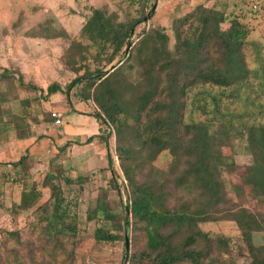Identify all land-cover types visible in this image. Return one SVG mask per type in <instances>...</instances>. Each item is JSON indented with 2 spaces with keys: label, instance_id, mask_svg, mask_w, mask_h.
<instances>
[{
  "label": "trees",
  "instance_id": "1",
  "mask_svg": "<svg viewBox=\"0 0 264 264\" xmlns=\"http://www.w3.org/2000/svg\"><path fill=\"white\" fill-rule=\"evenodd\" d=\"M89 9L67 50L78 52L79 61H86L83 54H87L94 68L84 64L72 69L82 73L64 90L50 84L44 98L60 94L67 101L70 89L80 84L81 91L73 95L97 109L93 115L97 137L106 147L110 171L107 137L113 135L114 153L128 187L127 202L122 215V208L97 202L88 217L100 222L93 231L95 241L111 244L120 239L126 254L130 217L131 229L142 230L145 243L141 251L127 255V264H217L218 258L211 254L214 241L198 226L228 220L240 232L248 264H264V247H254L250 238L263 229V220L230 202L227 206L221 179L234 165L222 149L233 150L232 141L244 137L250 164L239 176L241 185L264 205V60L256 45L247 42L246 27L231 19L222 29L227 21L222 12L196 6L172 21V47L157 31L146 33L132 46L129 39L137 21L123 25L98 8ZM248 46L256 62L251 70L244 53ZM106 66L114 68L100 74ZM241 99V112L227 109L226 103ZM194 114L203 120H194ZM160 154L169 156L165 170L151 166ZM45 178L56 180L54 174ZM175 190L184 199L170 207L167 198ZM230 191L238 195L240 187L232 185ZM35 197L33 191L22 192L18 207H31ZM37 208L45 232L56 237L74 234L68 202L57 184ZM202 243L208 245L202 248Z\"/></svg>",
  "mask_w": 264,
  "mask_h": 264
},
{
  "label": "rangeland",
  "instance_id": "2",
  "mask_svg": "<svg viewBox=\"0 0 264 264\" xmlns=\"http://www.w3.org/2000/svg\"><path fill=\"white\" fill-rule=\"evenodd\" d=\"M196 6L222 12L227 18L222 29L231 19L244 25L248 30L247 42L256 45L264 60V0H0V264H127L128 254L143 249L145 234L131 229L130 217L126 254L120 239L111 244L95 241L93 231L100 222L97 217H88L97 202L123 211L127 202L128 187L114 153L113 135L107 137L111 176L106 147L101 140H98L100 150L95 151L96 143L86 147L85 137L68 138L61 134L65 126L88 127L95 123L96 107L73 95L81 91L80 84L70 89L67 101L60 94L44 98V91L52 83L64 90L82 73L81 70L75 74L72 69L84 64L94 68L87 54H83L86 61H79L78 52L67 50L70 39L88 17L90 7L102 10L115 23L127 25L137 21L129 39L132 46L146 33L157 31L166 35L170 48L172 21ZM64 33H68V39L62 37ZM244 53L248 68L254 69L256 62L251 47ZM70 60L75 63L67 64ZM110 69L106 66L103 71ZM25 85L40 88L43 93ZM226 106L229 111L239 113L243 110V99ZM52 112L59 116L61 126L54 124ZM192 117L203 120L197 114ZM101 129L107 131L105 127ZM232 145L233 150L222 149L234 162L229 173L221 175L227 206L230 202L235 209L261 217L263 229L252 232L250 238L254 247H264V205L241 185L239 177L250 164L244 137L233 140ZM168 161L167 154H160L151 166L165 170ZM49 174H54L56 180L46 179L45 175ZM53 184L58 185L60 194L68 202L75 227L73 235L56 237L51 231L45 232L44 223L39 221L37 205L47 201ZM232 185L240 187L238 195L230 191ZM28 191H33L36 200L34 205L22 210L18 207L20 195ZM183 197L181 191H172L167 204L176 207ZM198 229L214 241L213 247L209 245L214 251L211 254L218 258L217 264L249 263L234 222L204 223ZM119 234L122 235L121 230ZM207 245L202 243V248Z\"/></svg>",
  "mask_w": 264,
  "mask_h": 264
},
{
  "label": "crops",
  "instance_id": "3",
  "mask_svg": "<svg viewBox=\"0 0 264 264\" xmlns=\"http://www.w3.org/2000/svg\"><path fill=\"white\" fill-rule=\"evenodd\" d=\"M68 34V33H67ZM66 34V35H67ZM68 36V35H67ZM55 96V95H54ZM53 96H51L52 98ZM78 115H80L79 113H77ZM84 114H87V112H84ZM62 123V122H61ZM62 125V124H61ZM59 125V126H61ZM98 126L97 123L95 121V123L92 124H88V127H83L80 125H74L73 127L71 126H65V128L62 130L61 134H65L66 137L68 138H79V137H85V140H88L89 137H92V139L88 140V142H86V147H89L90 145H93L94 143H96V147L94 148L95 151L100 150V146H99V138L97 137L98 135ZM62 138V137H61ZM88 143V144H87ZM94 145V146H95ZM90 148V147H89ZM87 156V155H86Z\"/></svg>",
  "mask_w": 264,
  "mask_h": 264
},
{
  "label": "built area",
  "instance_id": "4",
  "mask_svg": "<svg viewBox=\"0 0 264 264\" xmlns=\"http://www.w3.org/2000/svg\"><path fill=\"white\" fill-rule=\"evenodd\" d=\"M50 116L53 119L55 125H59L61 123L59 116L55 112H52Z\"/></svg>",
  "mask_w": 264,
  "mask_h": 264
},
{
  "label": "water",
  "instance_id": "5",
  "mask_svg": "<svg viewBox=\"0 0 264 264\" xmlns=\"http://www.w3.org/2000/svg\"><path fill=\"white\" fill-rule=\"evenodd\" d=\"M153 8H154V3L152 4V9H153ZM152 9H151V10H152ZM147 16H148V15H147ZM146 18H147V17H146ZM146 18H144V19H146ZM113 68H114V67H111V69H110V70H112ZM110 70H109V71H110ZM107 72H108V71H103V72H102V73H100V74H104V73H107ZM124 241H125V244L127 245V243H128V240H127V237H126V236H125V240H124Z\"/></svg>",
  "mask_w": 264,
  "mask_h": 264
}]
</instances>
